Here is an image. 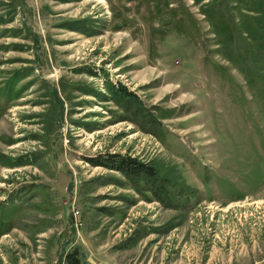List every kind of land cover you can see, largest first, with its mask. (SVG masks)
I'll use <instances>...</instances> for the list:
<instances>
[{
    "label": "rangeland",
    "instance_id": "374dc122",
    "mask_svg": "<svg viewBox=\"0 0 264 264\" xmlns=\"http://www.w3.org/2000/svg\"><path fill=\"white\" fill-rule=\"evenodd\" d=\"M0 264H264V0H0Z\"/></svg>",
    "mask_w": 264,
    "mask_h": 264
},
{
    "label": "trees",
    "instance_id": "16d2710c",
    "mask_svg": "<svg viewBox=\"0 0 264 264\" xmlns=\"http://www.w3.org/2000/svg\"><path fill=\"white\" fill-rule=\"evenodd\" d=\"M89 160L94 166L103 165L105 167L114 168L131 177L137 175L140 176V174L149 176H154L157 174V170H155L148 163H145L140 159L138 160V158L135 159L129 157L127 155L121 156L120 154L116 153H106L99 154L97 155V157H89Z\"/></svg>",
    "mask_w": 264,
    "mask_h": 264
}]
</instances>
